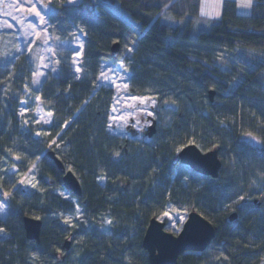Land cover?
<instances>
[{
	"label": "trees",
	"instance_id": "trees-1",
	"mask_svg": "<svg viewBox=\"0 0 264 264\" xmlns=\"http://www.w3.org/2000/svg\"><path fill=\"white\" fill-rule=\"evenodd\" d=\"M99 3L117 9L127 20L108 9L97 14ZM200 6L201 0L53 4L49 30L61 39L57 51L61 62L59 74L48 78L40 93L60 125L72 119L56 154L81 176V204L88 215L107 212L125 215L130 223L136 219L132 225H138L137 247L129 250V257L110 252V245L116 248L122 238L96 233L80 237L58 221L42 218L40 241L28 240L23 218L45 216L43 209L24 206L16 217L22 236L18 243L11 237L4 239L0 264H16L13 245L27 248V241L39 264H52L68 257L63 246L66 240L72 245L80 241L79 264H126V257L136 264H150L142 247L143 236L150 220L158 218L169 204L178 210L186 206L198 211L217 230L205 251L182 254L180 264H264V214L258 207L263 199L238 201L234 209L225 207L241 196L255 197L259 193L251 188L258 179L264 182V0H256L249 15L239 13L235 0H225L220 16L210 21L201 16ZM80 31L86 36L78 74L75 56L80 50ZM115 43L120 44L118 53L112 52ZM131 47L129 91L151 96L169 93L180 104L172 123L176 132L167 133L172 141L166 147L145 145L137 150L131 141L108 129L113 91L97 89L98 80L103 64L119 62ZM31 71L26 58L12 68L0 65V101L6 84L21 97ZM211 90H215L213 102ZM6 98L17 108L19 98ZM12 114L16 117L17 110ZM10 134L0 119V158L10 144ZM188 140L203 152L218 148L223 166L217 178L190 167V171L181 169L175 143L181 146ZM48 152L41 159L40 178L52 189L63 188L64 171ZM228 169L234 183L222 182V173ZM157 172H162L164 182H157ZM102 177L105 180L100 183ZM233 212L239 215L235 221L230 220ZM21 260H25L23 255Z\"/></svg>",
	"mask_w": 264,
	"mask_h": 264
},
{
	"label": "rangeland",
	"instance_id": "rangeland-1",
	"mask_svg": "<svg viewBox=\"0 0 264 264\" xmlns=\"http://www.w3.org/2000/svg\"><path fill=\"white\" fill-rule=\"evenodd\" d=\"M78 1L0 0V65L12 68L22 58H26L32 68L31 79L23 86L21 97L14 95L6 84L3 87L4 94L0 101V119L6 127V131L11 132L8 137L10 144L0 158V229H3L0 231V249L5 246V238L11 237L16 242L21 238L22 228L16 217L17 212L26 206L37 208L35 209L37 211L43 209L46 218L43 216L37 218L51 222L58 221L62 226L68 227L70 231L79 234L80 237H84L88 233H96L98 235L105 234L113 239L122 238L114 249L109 244V251L127 254L129 257V250L132 247L135 250L137 247L135 235L138 225H132L136 222L135 218L130 223V218L125 215L121 217L107 212L88 215L81 204L80 197L65 187L52 189L40 178V172L43 169L42 156L50 150L55 153L59 152V148L62 146V135L72 120L60 125L56 120L54 109L44 104L41 98L40 92L43 84L48 78L59 74L61 62L57 51L62 46V42L59 37L50 33L49 17L53 4L75 7ZM224 1L201 0V16L206 17L209 21L218 18ZM235 1L238 4L239 13L244 15L251 14L253 4L256 2V0H251V7H242L241 5L246 0ZM33 4L35 11H30ZM104 9L127 20L123 13L102 3H99L96 13H103ZM36 11L40 12V16L35 14ZM85 36L86 33L80 31V50L75 56V66L79 69L78 74L82 71L81 55ZM132 50L131 47L123 53L117 63L105 62L100 73L97 89L107 87L113 91L112 104L108 112V129L111 133L131 141L137 150L144 148L145 145H165L166 147L172 141L169 140L167 133L169 131L176 132L172 123L174 122L173 117L179 112L180 104L169 93L163 92L161 95L151 96L134 94L129 91L130 73L127 65ZM28 68L27 66L26 70ZM8 95L13 99L19 98L17 108H14V103L10 104L6 98ZM15 109L17 110L16 117L12 116ZM148 113H152V115H148ZM151 127H154L152 134L150 133ZM177 135L173 134L174 137ZM192 143L194 141L190 140L181 146L175 143L177 154L183 147ZM37 153L39 155L36 156ZM178 163H180L179 160ZM182 165L183 171H190L188 166ZM231 165L232 168H235L233 160H231ZM157 173L160 174L157 182H164L161 179L162 172ZM222 176L223 183H227V181L234 183V175L231 170H225ZM79 178L81 179V176ZM174 178L175 176L170 180L171 187L174 184ZM104 180L105 178L102 177L98 181L102 183ZM263 183L258 179L254 187L251 188L259 193L255 197L243 196V199L237 198L225 207L234 209V204L238 201L250 202L260 198L263 200L258 207L263 215ZM177 207L169 204L166 206V210L158 216V219L165 223V229L174 234H178L182 230L191 212L190 207L185 209L186 206H183L182 210H178ZM27 245L28 247L23 249L13 245V253L17 255L16 264H39V261L31 255L32 244L27 241ZM80 245V241L73 242L71 248L65 251L68 253V257L52 264H79ZM21 255L25 260H21ZM129 259L126 257V264H136Z\"/></svg>",
	"mask_w": 264,
	"mask_h": 264
},
{
	"label": "water",
	"instance_id": "water-1",
	"mask_svg": "<svg viewBox=\"0 0 264 264\" xmlns=\"http://www.w3.org/2000/svg\"><path fill=\"white\" fill-rule=\"evenodd\" d=\"M120 44L115 43L113 53H118ZM215 90L210 91V101H214ZM154 127L150 128V133ZM49 156L55 161L58 168L64 171V187L74 195H83V186L77 175L68 169L59 159L55 151L50 150ZM179 161L193 169L195 172L212 178H217L222 169V161L218 148L203 152L198 145L192 143L183 147L178 153ZM238 213L233 212L230 220L235 221ZM23 226L26 238L32 241H40L43 221L33 216L23 218ZM216 227L198 211H191L185 221L182 230L174 234L165 229V223L154 217L150 220L142 240V247L148 255L150 264H180V257L186 252H203L216 237ZM72 241L66 240L64 248L69 250Z\"/></svg>",
	"mask_w": 264,
	"mask_h": 264
},
{
	"label": "snow or ice",
	"instance_id": "snow-or-ice-1",
	"mask_svg": "<svg viewBox=\"0 0 264 264\" xmlns=\"http://www.w3.org/2000/svg\"><path fill=\"white\" fill-rule=\"evenodd\" d=\"M242 7H251V0H246L245 3H243L241 5ZM30 11H35V5L33 4L32 7L30 8ZM35 14L37 16H40V12L39 11H36ZM202 14H204L202 12ZM41 19H43V17H41ZM77 71H79V69H77ZM103 75V74H102ZM49 115H52L51 113H49ZM148 115H152V113H148ZM241 199H243V196H241ZM109 223H111V221H109ZM0 231H3V229H0Z\"/></svg>",
	"mask_w": 264,
	"mask_h": 264
}]
</instances>
